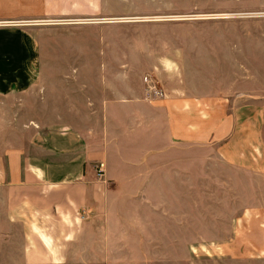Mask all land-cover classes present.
I'll list each match as a JSON object with an SVG mask.
<instances>
[{"label":"crops","instance_id":"1","mask_svg":"<svg viewBox=\"0 0 264 264\" xmlns=\"http://www.w3.org/2000/svg\"><path fill=\"white\" fill-rule=\"evenodd\" d=\"M178 2L0 0V264H192L199 171L264 194V105L178 81Z\"/></svg>","mask_w":264,"mask_h":264},{"label":"rangeland","instance_id":"2","mask_svg":"<svg viewBox=\"0 0 264 264\" xmlns=\"http://www.w3.org/2000/svg\"><path fill=\"white\" fill-rule=\"evenodd\" d=\"M178 1L174 22L180 29L192 32L189 37L195 42L183 46L182 58L186 62L181 71L179 63L178 81L188 80L195 85L193 91L227 99H233L235 94H242L247 102L249 98L257 99L258 114L245 115V120L259 119V107L264 105V0ZM166 77L157 69L155 78L159 82ZM159 82L156 84L163 90ZM224 102L226 110L232 109V102ZM217 117L214 114L213 118ZM257 124L260 153L264 154L261 124ZM242 134L240 139L246 140L249 131ZM200 174L201 171L194 180L193 209L188 211V221L192 222L188 227V234L193 237L188 246L193 254L192 264H264V210L238 209L254 199L264 202V194L251 196L247 190L249 180L240 187L237 173L220 169L215 163L209 168L208 178ZM242 218L246 221L241 222ZM252 219L261 220L262 226L248 225ZM179 234H185V228H179ZM234 235L238 239L235 242Z\"/></svg>","mask_w":264,"mask_h":264},{"label":"built area","instance_id":"3","mask_svg":"<svg viewBox=\"0 0 264 264\" xmlns=\"http://www.w3.org/2000/svg\"><path fill=\"white\" fill-rule=\"evenodd\" d=\"M145 82L147 83V94L153 98H159L163 95V90L160 89L156 82L149 78V76L144 77ZM102 167V164H99L97 166V169L100 170ZM100 172V171H98Z\"/></svg>","mask_w":264,"mask_h":264}]
</instances>
